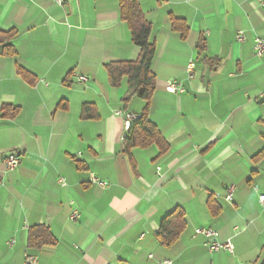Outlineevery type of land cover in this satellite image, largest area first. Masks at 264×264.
<instances>
[{
    "label": "crops",
    "instance_id": "crops-1",
    "mask_svg": "<svg viewBox=\"0 0 264 264\" xmlns=\"http://www.w3.org/2000/svg\"><path fill=\"white\" fill-rule=\"evenodd\" d=\"M138 2L156 48L148 119L169 146L164 155L155 145L124 153V115L140 117L145 104L124 106L127 79L112 88L105 70L139 56L119 0H0V264H23L26 252L38 264H264V55L253 52L264 9L255 0ZM171 18L187 24L185 39ZM9 46L14 56L2 53ZM71 74L89 82H69ZM84 106L96 118L83 119ZM4 107L18 114L3 118ZM10 152L21 158L11 172ZM177 208L186 227L164 248L156 233ZM197 228L229 239L233 253H210ZM30 231L50 241L30 246Z\"/></svg>",
    "mask_w": 264,
    "mask_h": 264
},
{
    "label": "trees",
    "instance_id": "trees-1",
    "mask_svg": "<svg viewBox=\"0 0 264 264\" xmlns=\"http://www.w3.org/2000/svg\"><path fill=\"white\" fill-rule=\"evenodd\" d=\"M120 19L124 22L129 30L132 43L139 49V56L137 60L132 62H113L105 65V70L108 76L109 84L112 88H118L123 78L127 79V93L122 98V103L126 106L133 97L139 98L145 104L141 116L130 125L126 136L123 139L124 153L130 155L132 149L140 148L146 149L152 145L158 147L160 155L168 152L169 146L165 139L160 134L157 127L148 119L150 101L155 91V76L151 70L152 62L155 55V45L149 41L151 33V25L144 18L138 0H119ZM171 28L174 32L181 35L185 39L188 35L187 24L183 20L171 18ZM10 38L15 35V32L9 33ZM0 34V43H1ZM198 52L204 53L206 45L203 40L197 43ZM5 55L14 56L15 50L12 46L3 48ZM17 73L20 77L32 82L31 76L18 69ZM62 109L66 108L65 104L60 106ZM88 107L84 106L82 111V118H96V116H88L86 113ZM18 114L17 108H2L1 115L3 118H14ZM261 156H258L260 158ZM209 208L212 215L216 216L219 209L209 202ZM185 214L182 209L177 208L167 215L156 233V239L160 246L170 248L179 239L185 230ZM45 235L36 237L31 231L28 235V244L30 246L39 247L46 242H49V236ZM49 240V241H48Z\"/></svg>",
    "mask_w": 264,
    "mask_h": 264
},
{
    "label": "built area",
    "instance_id": "built-area-1",
    "mask_svg": "<svg viewBox=\"0 0 264 264\" xmlns=\"http://www.w3.org/2000/svg\"><path fill=\"white\" fill-rule=\"evenodd\" d=\"M80 0H53L54 4L58 7H62L63 5L67 3H75L77 4ZM259 7L264 9V0H255ZM238 42L244 41V32L240 31L238 32ZM253 52L255 57L261 58L264 55V40L255 37L253 40ZM194 63L189 62L186 68L187 75H191V73L194 71ZM69 82H76L78 84H86L89 82V78L87 76H73L71 74L68 79ZM176 87L173 82H169L166 87V91L170 93H174L176 91ZM139 117L134 115H124L125 125L126 128L129 129L130 123L134 122ZM21 164V158L16 152H10L7 154L5 160H4V166L5 169L9 172L16 170ZM89 181L91 184L100 186L101 188H106L107 183L102 182L95 176L91 175L89 178ZM58 182L61 184V186L65 185L64 180L61 178L58 180ZM236 191V188L234 185H229L226 188L225 193V201L228 203H232L234 199V193ZM258 202L260 206L264 209V193L259 195ZM79 213L76 211H73L70 215V220L76 221L79 219ZM237 231L235 230V233ZM194 234L196 236L201 237L204 240V246L207 248V250L210 253H233V247L231 241L225 240L224 242L218 241V233L209 228H197L194 230ZM23 264H38L37 257L26 252L24 254V263Z\"/></svg>",
    "mask_w": 264,
    "mask_h": 264
},
{
    "label": "water",
    "instance_id": "water-1",
    "mask_svg": "<svg viewBox=\"0 0 264 264\" xmlns=\"http://www.w3.org/2000/svg\"><path fill=\"white\" fill-rule=\"evenodd\" d=\"M264 101V97L259 100V102Z\"/></svg>",
    "mask_w": 264,
    "mask_h": 264
}]
</instances>
